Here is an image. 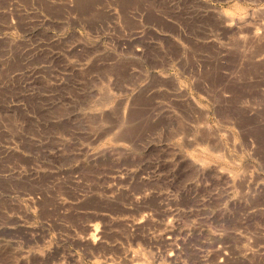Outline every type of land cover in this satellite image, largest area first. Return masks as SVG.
<instances>
[{
    "label": "rangeland",
    "instance_id": "obj_1",
    "mask_svg": "<svg viewBox=\"0 0 264 264\" xmlns=\"http://www.w3.org/2000/svg\"><path fill=\"white\" fill-rule=\"evenodd\" d=\"M0 264H264V0H0Z\"/></svg>",
    "mask_w": 264,
    "mask_h": 264
},
{
    "label": "bare ground",
    "instance_id": "obj_2",
    "mask_svg": "<svg viewBox=\"0 0 264 264\" xmlns=\"http://www.w3.org/2000/svg\"><path fill=\"white\" fill-rule=\"evenodd\" d=\"M259 36V35H258ZM258 36H257V34H253V36H251V37H253V40H257V38H258ZM259 40V39H258ZM262 51V50H261ZM260 51V52H261ZM260 54V53H259Z\"/></svg>",
    "mask_w": 264,
    "mask_h": 264
}]
</instances>
